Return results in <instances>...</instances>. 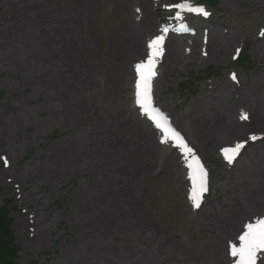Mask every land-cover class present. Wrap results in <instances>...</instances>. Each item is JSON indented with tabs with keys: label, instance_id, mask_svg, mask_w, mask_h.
Listing matches in <instances>:
<instances>
[{
	"label": "rangeland",
	"instance_id": "rangeland-1",
	"mask_svg": "<svg viewBox=\"0 0 264 264\" xmlns=\"http://www.w3.org/2000/svg\"><path fill=\"white\" fill-rule=\"evenodd\" d=\"M179 2L0 0V207L13 200L15 264H229L264 218V0H193L210 18L182 13L194 35L158 58L157 103L210 170L201 209L187 154L133 105L134 67Z\"/></svg>",
	"mask_w": 264,
	"mask_h": 264
},
{
	"label": "snow or ice",
	"instance_id": "snow-or-ice-1",
	"mask_svg": "<svg viewBox=\"0 0 264 264\" xmlns=\"http://www.w3.org/2000/svg\"><path fill=\"white\" fill-rule=\"evenodd\" d=\"M168 7L178 9L179 11L176 12V16L180 19L183 18V12L203 16L209 15L203 6H196L193 0H181L179 3L168 5ZM163 32L167 33L168 28L165 27ZM163 41V35H157L154 39L150 40L148 42L150 53L147 55L146 60L136 65V71L139 75V79L136 82V102L146 114L151 115L156 126L163 130L166 141L170 138L178 142L177 147L183 149L191 160L188 163L192 180L190 199L195 208H200L203 195L208 191L207 171L201 164L199 157L195 156L193 150L188 147L180 133L169 125L167 116L153 105L152 80L156 75L155 67L157 60L163 51ZM233 79H236L235 74H233ZM241 119H247V113H243ZM242 147V143H237L233 147L223 149V151L226 158L231 161ZM245 229L238 236V243L231 244V255L236 258L235 264H257L258 253L264 251V218H258L255 223H247Z\"/></svg>",
	"mask_w": 264,
	"mask_h": 264
},
{
	"label": "trees",
	"instance_id": "trees-1",
	"mask_svg": "<svg viewBox=\"0 0 264 264\" xmlns=\"http://www.w3.org/2000/svg\"><path fill=\"white\" fill-rule=\"evenodd\" d=\"M9 212L7 205L0 208V264H13V259L18 253V249L15 248L16 238L11 228L13 219L8 216Z\"/></svg>",
	"mask_w": 264,
	"mask_h": 264
},
{
	"label": "bare ground",
	"instance_id": "bare-ground-1",
	"mask_svg": "<svg viewBox=\"0 0 264 264\" xmlns=\"http://www.w3.org/2000/svg\"><path fill=\"white\" fill-rule=\"evenodd\" d=\"M158 4H160V3H158ZM152 17H153V15H152ZM181 20V19H180ZM179 21V19L178 20H173V23H176V22H178ZM189 31H191V29L190 28H188L187 30H186V33H189ZM185 39H187V38H184V37H180L179 38V41H178V45L180 44V43H183L184 44V42L186 41ZM177 44V43H176ZM251 122V121H250ZM247 123V122H246ZM245 123V124H246ZM251 125V124H250ZM249 125V126H250ZM248 126V125H247ZM240 128H242V127H240ZM152 132H154V131H152ZM254 137H257V138H255V140H249V142H246V140H243V141H241V142H238V143H242L243 144V147L239 150V152H238V154H239V156H241V155H243V154H241V152H242V150H244V148H246L247 147V145L248 144H245V143H256L257 142V140H258V134H256V135H254ZM264 139V138H263ZM225 162V161H224ZM253 221V220H252ZM251 221V222H252ZM248 222V221H247Z\"/></svg>",
	"mask_w": 264,
	"mask_h": 264
}]
</instances>
